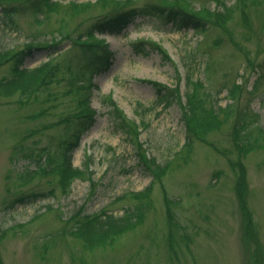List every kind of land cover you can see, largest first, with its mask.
Segmentation results:
<instances>
[{"label": "rangeland", "instance_id": "374dc122", "mask_svg": "<svg viewBox=\"0 0 264 264\" xmlns=\"http://www.w3.org/2000/svg\"><path fill=\"white\" fill-rule=\"evenodd\" d=\"M50 1L56 5L0 0V9L12 10L10 17L0 14V82L11 77L13 54L27 47L22 67L51 60L60 69L33 96H5L0 89L2 264H264V4L243 9L238 0ZM147 5L203 13L204 25L179 29L156 14L139 16L117 34L86 38L92 47L73 44L97 20ZM137 41L159 44L167 58L155 51L134 53ZM98 43L112 58L108 69L95 73L93 53L106 50ZM154 82L178 97L165 105L156 98ZM193 90L208 109L220 108L219 125L206 141L194 138L183 146L184 104ZM107 95L137 123V138L132 132L131 141L115 128ZM86 96L95 122L71 152L72 165L85 177L74 179L65 193L51 169L81 121ZM235 135L238 145L258 141L240 156L247 206L235 192ZM141 152L150 161H142ZM165 165L166 173L154 180L153 172ZM40 167L47 171L29 177ZM152 180L143 221L111 246L89 250L71 234L78 216L123 214L135 203L131 194ZM165 199L176 219L173 243Z\"/></svg>", "mask_w": 264, "mask_h": 264}, {"label": "trees", "instance_id": "16d2710c", "mask_svg": "<svg viewBox=\"0 0 264 264\" xmlns=\"http://www.w3.org/2000/svg\"><path fill=\"white\" fill-rule=\"evenodd\" d=\"M98 2H104L106 0H97ZM114 1V0H112ZM39 2L45 6L56 5V2H51L50 0H39ZM40 4V5H41ZM264 4V0H238V6L243 9L248 5H260ZM72 7H82V4L74 3ZM193 11V10H192ZM12 10L0 9V14L4 17H10ZM210 13L208 10L204 12ZM243 13V11H242ZM159 15L164 18L165 21L172 23V25L177 26L179 29L182 27L190 26V28L195 31L200 30L204 24L201 22L199 15H202L200 12L194 11L192 13L186 12L185 10L173 7L172 5H147L141 8H131L128 10L119 11L112 13L108 16H105L102 19L96 21V23L87 30L86 34L79 36L73 40V44L79 47H92L93 44L87 43L85 39L93 38L94 33L103 34L111 33L117 34L123 30L128 24L132 23L133 20L139 16H150V15ZM201 18V19H200ZM223 18H226L223 15ZM217 23H223L221 18H216ZM93 29V30H92ZM81 35V34H80ZM100 47L105 48L104 54L93 53L95 67L94 71L101 72L106 69L111 64L112 52L106 48L105 45L98 43ZM146 45V46H145ZM48 47V45L46 46ZM133 51L136 54L148 55L153 51L161 54L164 58H167V55L163 48L153 42H143L137 41L132 45ZM31 48L27 47L23 50L15 52L13 54L14 63L12 66V74L10 78L3 79L0 82V89L2 94L5 96H12L16 93H20L22 96H33L42 88H46L54 79L57 74L60 72L59 66L53 64L51 60L44 62L43 64L36 66L31 69H26L22 67L23 60L25 56L29 55ZM91 81V79H90ZM197 83V82H195ZM156 98L168 105L171 100L175 98L176 93L174 90H169L168 88L162 86L160 83H152ZM199 85H201L199 83ZM93 85L83 86L85 90L89 91ZM177 96V95H176ZM178 97V96H177ZM89 97L86 96L83 101H81L83 111L79 113L81 121L78 123L77 127L73 131L70 139L66 143L63 151L61 152V158L59 163L55 165L51 170L52 173L57 174V182L61 191L67 193L70 183L74 179H80L85 177L84 170L75 167L71 162V152L74 148L78 147L81 137L85 134L86 131L95 122V110L90 107ZM105 101L111 106L109 114L112 116L115 124V128L122 132H127L130 136L128 138L132 141L131 133L137 138L138 129L136 122L129 121L121 109L117 106L111 95L105 96ZM185 114L184 122L186 125V139L184 140L183 146L191 143L192 139H198L200 141H206L203 138L205 135L218 127L219 120L217 119V113L220 111V108H207L204 103H202L197 95V91H190L186 94L185 102ZM128 128L125 129V128ZM261 132V131H260ZM235 142L240 149L238 150V159L235 163H231V167L235 166L236 173V186L235 192L237 195L238 203L241 202L244 206H247V180L245 177V166L240 159L241 153L242 157L251 151L254 147L258 145V141L254 140L253 142L241 143L238 145V135H235ZM250 140V139H249ZM137 147L138 152L141 151V144L139 141L134 143ZM238 149V148H237ZM142 161H150L149 158L145 155L144 152L138 154ZM168 165L163 166V168L158 169L159 172H153L154 180H160L161 177L166 173ZM38 168L36 171H33L29 174V177L38 175L41 170L47 171L44 167ZM49 172V171H48ZM47 173V172H45ZM154 180L150 184L139 192H133L131 197L135 200L133 206L125 209V212L121 215L108 214L107 212H102L96 215H81L78 216L76 224L71 231V234L81 240L86 249L92 250L98 246H111L116 239L127 231L134 229L139 225L146 214V211L150 205V192L154 184ZM18 201L23 202L24 200L20 198ZM172 203L169 199H165V212H166V222H167V236L169 239L174 241V236L176 234V222L174 215L172 213ZM246 212L247 218H251L252 215L247 208L244 209ZM0 264H2L0 260Z\"/></svg>", "mask_w": 264, "mask_h": 264}]
</instances>
